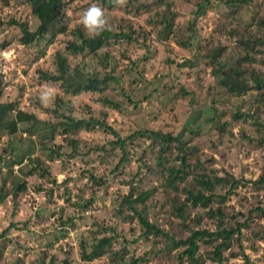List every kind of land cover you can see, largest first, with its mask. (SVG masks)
<instances>
[{
    "label": "rangeland",
    "instance_id": "obj_1",
    "mask_svg": "<svg viewBox=\"0 0 264 264\" xmlns=\"http://www.w3.org/2000/svg\"><path fill=\"white\" fill-rule=\"evenodd\" d=\"M110 1L117 2V6L106 7L100 0H74L65 5L63 18L68 30L80 27L88 35L81 21L89 7L95 5L104 11L106 23L113 15H119L127 19L122 23L133 27L135 41H109L94 55L67 56L70 67L76 63L83 73L94 72L99 74L98 77L106 73L114 76V80L107 83L101 92L84 91L70 95L63 92L58 84L38 80V70L53 69L54 52L61 50L66 40L71 38L68 30L67 34L57 35L47 45L45 39L22 45L18 41L20 31L17 26L0 27V103L11 102L38 120L32 125L38 133L28 135V132H23L22 129L31 123L20 122L14 135L0 138V152L7 143H11L20 147L13 149L14 154L24 155L19 166L0 167V184L1 178L5 179L7 190L18 179L25 184L24 190L16 192L14 199L10 189L0 204V231L12 224L6 241L1 240L4 246H0V264H42L41 261L43 264H111L108 254L88 262L80 259L79 239H83L86 246L92 243L89 229L97 230L96 225L109 227L96 237L113 236L111 251L118 252L123 248L124 260L132 256L143 258L139 264H176L175 256L181 248L166 251L164 246L168 242L164 238L157 240L150 235L146 238L140 235L141 227L131 211L114 212L120 197L127 192L129 181L135 192L153 189L146 201L145 215L175 240L189 234L184 225L214 230L218 215L207 217L208 208L213 213L219 210L224 215L222 225L225 227L234 226L235 221H246L247 226L240 230V246L234 235L228 241V247L220 250L222 264H243L241 251L250 264H264V215L253 209L264 208V187L257 188L247 182L259 176L264 164V102L252 90L241 96L230 94L223 82L230 76L212 73L201 59V54L211 53L217 44L225 46L223 53L228 52L235 42V37L230 36L228 30L249 20L251 9L241 4L235 10V6L225 0H133L148 3L150 7H124L125 3L121 5L119 0H106ZM258 4L262 5L261 13H264V0H253L255 9H258ZM164 11L170 19L164 28L171 25L166 38L157 35L164 25L163 22L157 24L163 20ZM0 18L24 21L30 30L37 25L29 8L13 0L5 6L0 0ZM192 21L195 22L198 52L179 44L186 37V27ZM4 42L7 43L3 48L1 44ZM197 53L200 56L193 60L192 65H181ZM221 60H225L224 57L221 56ZM126 95L131 102L126 100ZM102 96L116 103L117 107L100 103L98 98ZM236 111L240 116L233 119L232 114ZM66 116L104 121L120 136L139 128L178 135L180 140L186 141L189 149L196 148L187 151L186 162L190 166L185 180L178 184L176 191L163 188L160 184L162 179L158 178L160 166L154 161L158 147L143 138H134L126 145V158L117 170L110 171L121 156L117 148L108 162L100 163L102 158L99 159L96 152L68 157L66 137L76 139L80 149L83 145L104 144L112 136L94 127L90 130L81 128L69 135L57 131L52 138L46 137L49 131L46 127L50 124L59 126ZM221 123L223 127L219 129ZM57 148L63 154L50 161L46 157L48 149ZM170 148L169 163L176 165L177 161L172 159L177 153L173 143ZM0 156L7 157L5 154ZM36 159L48 167V175L22 176L21 173L26 172ZM85 170L104 179V184L96 191L89 186ZM195 173H205L223 181L213 185L210 192L213 198L208 207L197 205L189 211L188 218L194 213L201 218L197 225L192 226L188 219L181 222L173 214L170 198L176 196L181 201L184 196L182 188L193 190L195 182L191 174ZM231 176L238 180L233 188L229 187ZM78 189H84L82 197L77 196ZM226 191L229 193L220 201L217 195L221 196ZM88 198L93 199L91 207L83 211L79 204ZM250 210L252 212L248 215ZM68 216L72 217L73 225H60L59 221ZM219 242L220 239L210 245L197 242V254L204 258L202 264H216L209 251ZM161 249L163 251L159 252ZM183 264L190 263L183 260Z\"/></svg>",
    "mask_w": 264,
    "mask_h": 264
},
{
    "label": "trees",
    "instance_id": "obj_2",
    "mask_svg": "<svg viewBox=\"0 0 264 264\" xmlns=\"http://www.w3.org/2000/svg\"><path fill=\"white\" fill-rule=\"evenodd\" d=\"M14 2H19L25 4L29 8L30 14L37 20V25L33 30L28 28V25L24 21L14 20L8 18L3 20L0 18V27L3 25H15L18 27L20 34L18 35V41L22 45H28L34 41L40 39H45V44H50L54 38L59 34H67V24L63 23V18L65 14L66 4L72 3L74 0H13ZM209 2V0H205ZM100 2L106 7L117 6V2L114 1L106 2V0H100ZM157 2V1H156ZM229 5L235 6V10L241 7V4L247 5L250 11L249 20L243 21L242 24L237 23L228 30L230 36L235 37L234 45L230 47L228 52H225V46H217L213 49L211 53L201 54V59L203 60L205 66L206 64L210 67L212 73H219L221 76H230V79H224V85L230 94L235 96H241L249 91H254L257 96H260L261 102L263 101L264 95V13H261L262 5L258 4V9H255L253 0H225ZM240 2V3H239ZM9 0H2V5H8ZM148 3H137L133 0H127L124 7H150ZM199 7H202L201 4ZM251 7V8H250ZM246 8V7H245ZM247 9V8H246ZM124 11H128L127 8H124ZM232 15L233 12H228ZM163 20L159 21L157 24L164 23L162 29L157 33L158 36L166 38L171 31V25L167 28L164 26L170 22V19L166 17V11L162 14ZM126 18H121L119 15H113L109 18V22L105 23L103 28H98L95 30V34L85 35L83 29L80 27H73V29L68 30V33L71 34V38L66 40L64 46L61 50H56L53 54V69L52 70H38V80L40 82H45L48 84H58L63 92L70 95H76L80 92L90 91V92H101L105 90L106 84L114 80V76L110 74H103L98 77L97 73H83L80 71V68L76 63L70 67L69 59L67 56H86L94 55L96 52L104 47L107 42H117L122 39H126L127 42L135 41L134 36L135 31L133 27L125 22ZM159 24V25H160ZM195 22H190L186 27V37L183 41H179L181 46H187L190 49H194L198 52L196 43L198 41L195 35ZM196 38V39H195ZM201 38V37H200ZM195 39V41H194ZM7 42L1 44L4 48ZM43 54V51H41ZM200 56L195 54L194 57L185 59L181 65H192L193 60L198 59ZM221 56L225 60H221ZM78 76H81L79 78ZM1 92V89H0ZM128 102H131L129 95L125 96ZM257 100V102H259ZM98 101L103 105L108 107H117V104L112 102L105 96L99 97ZM240 116L238 111L232 114L233 119H237ZM65 121L61 122L59 126L56 124H50L46 129V137L52 138L55 134L54 132H59V134H72L77 130L83 128L85 130L93 129L94 127L101 128L104 131H107L111 134L112 138L107 140L104 144L94 145L85 147L84 145L78 149V141L71 137H66V143L68 145L69 151L67 153L68 157H73L77 155L87 156L90 152H96L98 158L101 159L100 163L108 162L113 154V150L117 148L121 152V156L114 166L110 169L117 170L120 167V164L126 158L125 147L126 145L133 140L134 138H143L149 140L151 144L157 145L156 157H154L155 163H157L159 168L158 178L162 179L160 183L163 188H170L172 191L178 190V184L183 182L186 178L189 169V163L186 162L188 156L187 151L196 150L195 147L190 149L186 146V141L180 140V137L176 134H172L169 131L163 132L160 130H154L151 128H139L134 129L131 133L120 136L117 131H115L110 125L104 121H100L94 118L88 119H73L69 116L65 117ZM20 122H30L31 125L25 129H22L23 132H28V135H33L38 133V129H34L33 124L37 123V118L30 113H26L20 109H17L16 106L9 103H0V138L4 135H14L18 130V124ZM223 124L221 123L218 128L222 129ZM56 128H59L56 129ZM20 131V130H19ZM20 131V132H22ZM20 136V135H19ZM18 136V141L21 138ZM20 138V139H19ZM173 143L177 153L172 159L177 161V164H170L171 152L169 151L170 144ZM20 148L7 143L0 152V154H5L6 156H0V167L8 166L12 164H21L23 154L16 155L13 152V149ZM84 149L86 151L82 152ZM61 153L58 148L55 150H49L46 157L52 161L56 157L61 156ZM103 155V157H101ZM106 158V159H105ZM105 159V161H103ZM197 162V161H196ZM195 162V164H196ZM194 164V165H195ZM193 165V166H194ZM21 172V169H18ZM9 171V170H8ZM1 172V171H0ZM87 173V178L90 182V187L93 191H96L98 187L104 184V179L100 175H93L92 172L85 170ZM35 174L37 176L43 177V175H48V167L42 165L37 159L33 165L26 171L21 173L22 176ZM193 180L195 182V187L193 190L181 189L183 192V199L178 201L176 196H172L171 199V209L173 214L181 219V222H184L186 219L190 221L192 226L197 225L201 218L198 213H194L193 217L188 218V213L192 210L193 207L199 205L202 208L208 207L211 202L213 195L211 192L214 184H217L223 181L217 177H209L205 173H195ZM0 184V204L3 203L5 196L8 194V191L12 189L11 197L14 199L16 192L23 191L25 188L24 181L18 179L13 181L11 187L7 190L5 187V179L1 178ZM214 180V183L212 181ZM53 182V181H52ZM238 180L232 178L230 180V188H233L237 184ZM255 187L262 188L264 187V164L262 172L254 180H249ZM127 192L125 195H122L117 203V208H113L115 213L122 212V210L131 211L133 216L137 217L138 223L141 227V236L146 238L148 235L154 239L160 240L164 238L166 246H164L166 251L172 249H179L176 253V264H183V260H187L190 264H202L204 258L200 257L197 254L198 246L197 242L203 243L205 245H210L212 241L220 239L219 243L213 245L210 252V258L216 264H222V257L220 255V250L228 247V241L232 236L235 235V240L240 246L241 239V228L246 227V221L234 222V226H224L222 221H224V215L216 210L214 213L208 208L207 217L211 218L214 215H218L217 220L215 221L214 230H208L205 228L196 229L189 228L187 225L182 226L189 230V234L181 239H173L169 236L155 221H151L147 218L146 214V201L149 196L152 195L153 189L139 190L135 192V188L131 186L130 181L127 183ZM229 188V189H230ZM91 191V190H90ZM84 189H78L77 196L82 197L84 194ZM205 192H208L205 194ZM229 191H226L223 195L218 196L220 201L224 200ZM93 199L88 198L81 201L79 207L81 210L85 211L91 207V202ZM254 211L258 212L260 215H264V208L255 207ZM251 210L248 211V215L251 214ZM131 220V216H125ZM123 217V218H125ZM187 217V218H186ZM69 223L70 226L73 225L72 217H66L64 220H60V225H65ZM9 225L0 231V246H4V243L1 240L6 241V235L8 234ZM97 230H90L91 241L88 246L83 239H79V255L80 259L83 261H91L94 258L100 257L104 254H108L109 262L115 263L120 262L121 264H139L142 257H128L127 260L123 259L124 249L120 248L118 252L111 251V242L113 236L102 235L101 237H96V234L101 231L109 230V227L96 225ZM107 228V229H106ZM89 247L88 249H86ZM163 248V249H164ZM161 249L159 252H162ZM243 264H250L248 257L241 251ZM152 254L153 253L152 251ZM43 264V262L41 261ZM51 264V263H49ZM66 264V263H64Z\"/></svg>",
    "mask_w": 264,
    "mask_h": 264
},
{
    "label": "clouds",
    "instance_id": "obj_3",
    "mask_svg": "<svg viewBox=\"0 0 264 264\" xmlns=\"http://www.w3.org/2000/svg\"><path fill=\"white\" fill-rule=\"evenodd\" d=\"M121 5H123L126 0H119ZM82 24L87 29V32L91 34L98 28H103L106 23V18L104 11L98 6H91L89 9L83 14Z\"/></svg>",
    "mask_w": 264,
    "mask_h": 264
}]
</instances>
